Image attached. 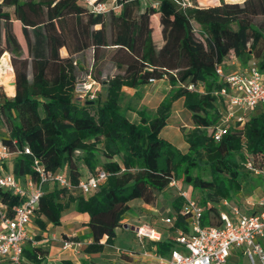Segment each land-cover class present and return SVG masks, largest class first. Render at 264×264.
<instances>
[{"label": "trees", "instance_id": "1", "mask_svg": "<svg viewBox=\"0 0 264 264\" xmlns=\"http://www.w3.org/2000/svg\"><path fill=\"white\" fill-rule=\"evenodd\" d=\"M119 1L120 10L109 13V34L108 13L93 12L83 0H0V58L11 53L16 82L13 96L0 86V126L5 128L0 145L17 152L10 166L3 165L17 178L35 177L37 158L47 169L63 171L73 184L106 173L88 194L44 186L32 218L37 230L23 248L22 264H52L48 242L40 241L48 223L60 225L70 207L89 216L83 222L89 228L87 239L68 237L82 243L79 264H118L103 256L106 248L116 246L117 229L129 225L125 219L131 216L158 230L152 223L156 213L141 205L158 207L159 193L172 178L190 187L189 197L204 208L205 226L220 224L225 199L238 203L264 186V176L247 166L249 161L264 166V103L254 107L244 123L232 124L220 139L214 137L225 108L223 97L215 93L225 84L217 66L227 70L236 57L244 66L255 60L264 71V0H221L186 11L173 0H161L155 12L142 9L141 0ZM165 6L181 18L183 27L158 44L152 19L159 20ZM87 48L93 50L87 74L101 83L94 99L82 98L75 90L84 67L78 55ZM108 66L117 71L105 73ZM151 78L166 79L170 85L156 111L122 106L124 87L141 97L152 86ZM179 98L189 112L190 126L181 128L185 149L162 133ZM25 146L30 153L24 152ZM0 198L9 206L24 199L2 188ZM185 201L182 194L175 196L166 216L171 222L161 218L165 230L160 237H146L157 254L169 255L179 247L178 231H188ZM125 250L137 251L121 247L118 259L128 260L131 254ZM57 264L78 263L62 256Z\"/></svg>", "mask_w": 264, "mask_h": 264}, {"label": "built area", "instance_id": "2", "mask_svg": "<svg viewBox=\"0 0 264 264\" xmlns=\"http://www.w3.org/2000/svg\"><path fill=\"white\" fill-rule=\"evenodd\" d=\"M179 9L216 5L221 0H173ZM96 13H117L122 3L119 0H83ZM145 7L157 8L161 0H141ZM219 78L225 82L216 91L224 99V111L215 125L214 137L220 139L229 127L236 123H244L247 114L257 105L264 103V71L260 70L257 61L251 60L242 70L228 71L217 66ZM155 81V78H151ZM198 89L193 84L188 86ZM101 83L91 75L83 82H77L75 90L82 98L94 99L98 96ZM25 153H30L25 146ZM17 152L7 145H0V188L13 194L21 195V203L9 206L0 198V264H22L23 248L31 237L30 224L39 208L40 197L44 186L58 185L70 190L88 194L95 190L106 178L104 171L95 175L82 177L78 184H73L61 170H49L37 158L34 160L35 177L26 175L17 178L11 170H7L4 162H9ZM254 173L264 176V166L258 167L252 161L247 163ZM170 186L179 187L172 178ZM186 201L185 212L190 214L188 231L179 230L176 240L179 247L169 255H159L155 251L145 252V256L155 259L158 264H229L231 250L238 248L248 257L251 264H264V186L256 189L252 195L245 196L236 203L225 199V208L220 210V224L205 226L202 222L204 208L195 199L190 198L186 190H180ZM171 222L170 217L163 218ZM137 237L159 238L161 233L148 224L134 227ZM35 242V241H34ZM80 241L63 239L64 250L74 254L80 252Z\"/></svg>", "mask_w": 264, "mask_h": 264}, {"label": "rangeland", "instance_id": "3", "mask_svg": "<svg viewBox=\"0 0 264 264\" xmlns=\"http://www.w3.org/2000/svg\"><path fill=\"white\" fill-rule=\"evenodd\" d=\"M227 1H242V0H227ZM145 8L144 3L142 4V9ZM156 10L154 8H150V12H155ZM113 17V14H107L108 19V30L109 34L111 33V19ZM152 27L154 30V35L156 39V43L159 44V39L165 43L170 39V37H174V34L177 35L179 30L183 27V22L181 18L174 13L173 11H170L168 8L163 7V12L160 14V19H156L153 17L152 19ZM16 30L18 32V36L20 41L22 42L24 48L26 49V43L24 40V37L22 33L19 30V23H16ZM62 53H65L66 50L64 48L61 49ZM9 54V61L11 63V71L9 72H1L0 71V86H2L3 92H5L8 96H13L15 93V85L12 84V81L15 80V71L14 67L11 61V53L7 51ZM78 57L82 59L83 62V69L79 74V81L83 82L87 78V73L91 69V66L93 65V50L92 48H87L83 52H81ZM114 67L108 66L105 70V73H113L116 72ZM168 83L165 81H156L155 85L152 87V90L146 94L144 97L140 98L136 96V94H133L131 90H124V94L121 100L122 106H126L129 104L132 107L136 108H143L146 107L149 111L154 112L157 109V106L159 105L160 101L166 96V94L169 91ZM173 110H175V115L172 119H170V126L167 127L164 130L165 135L167 138L171 139L178 147L181 149H185V140L183 136L181 135V124L185 123L187 121L188 113L183 110V105L181 100H176L173 103ZM256 111V110H254ZM5 133V128L3 125L0 126V134ZM83 174L85 175L86 169L83 167ZM179 187H173L168 186L164 191L159 193V201H158V209L156 211H153L148 208V210H151L152 212L156 213V217L152 218V223L156 224L160 227V229H164L165 225L160 221L161 218H165L167 216V212H169L172 209L171 201L175 196H177L180 192V190H186L189 194L190 187L185 183H179ZM196 195V194H195ZM142 206V205H141ZM143 207V206H142ZM147 209V208H145ZM73 211V207H70L66 209L63 212V218L64 223L60 224L61 226L54 225V227L49 230V233L57 232L61 229H68L69 222L66 221L67 217L71 214ZM33 220V219H32ZM133 219H126L127 221L133 222ZM32 227H35V224L33 221H31ZM130 225H128V228ZM165 230V229H164ZM34 234V233H33ZM43 242V241H42ZM46 243V241L43 242V244ZM132 245L133 247L137 248L139 247L138 240L134 238L133 231L132 230H124V229H117V238H116V246L117 247H129ZM48 246V244H46ZM136 253V252H135ZM80 253L77 254V258ZM117 256L115 254H108L107 257H113ZM76 262L78 260L76 259ZM230 264H251L248 257L237 254L231 256Z\"/></svg>", "mask_w": 264, "mask_h": 264}, {"label": "crops", "instance_id": "4", "mask_svg": "<svg viewBox=\"0 0 264 264\" xmlns=\"http://www.w3.org/2000/svg\"><path fill=\"white\" fill-rule=\"evenodd\" d=\"M244 67L245 66L236 57H234V58H232L230 66L227 70L232 72L235 70H242V69H244ZM160 80L167 82L166 79H159V80L153 81L152 86L143 90V94L140 98H142L146 94H148L152 90V87L155 85V82L160 81ZM168 87H170L169 84H168ZM124 90H127V91L131 90L133 94H136V91L133 88L126 86V87H124ZM136 96H137V94H136ZM177 100H181L182 105H183V98H179ZM183 110H185V112H187L188 116H189V112L184 107V105H183ZM131 114L133 117L136 116V112H134V111H131ZM174 115H175V110H173V105H172V111H171L170 119H172ZM170 119H169L168 124L164 128V130L170 126ZM181 126H190L189 119L187 118V121L185 123H182ZM164 130L162 133L164 136H166L164 133ZM181 135L183 136L182 130H181ZM169 140H171V139H169ZM185 146H186V142H185ZM142 206L147 208V209L149 208L153 211H156L158 209V207H153V206L146 204V203H142ZM88 217H89L88 213H81V212H78V211L73 209L71 214L66 219V221L69 222L68 229H61L57 232H52L51 234L49 233V230H51L54 227V225L52 223H48L47 230L44 232V235H45L44 241L48 242V248H49L48 257H49L52 264H57L59 259L62 256H72L78 260L77 254H74L71 250H64L63 249V247H62L63 239L68 238L69 236H74V235H83V239H87L85 235L88 233L89 228L87 226H85L83 224V222L85 220H88ZM130 218L133 219L132 220L133 222L127 221V223H129L130 227L129 228L125 227L123 229L124 230L125 229L126 230H132L134 232V227L137 225H140L143 222V220L136 218V217L134 218L131 216L126 217L127 220ZM61 219H62V224H63L65 219L63 218V216L61 217ZM58 226H61V225H58ZM36 230H37L36 227H32V224H30V235L31 236L33 235L34 232H36ZM158 230L160 233L164 231V229L162 230L160 228ZM134 238H136V240H138L139 247L136 248V250H137V251H135L136 253L135 252L132 253L131 251L125 250L126 253L129 252V254H131V256L128 258L127 261L118 259V256L120 255V248L121 247H117V246L112 247V248H106V250L103 252V256L106 257L107 253L117 255L115 258H114V256L110 257V258L112 260H114L115 262H117L118 264H125V263L126 264H129V263H131V264H158V262L155 259L145 256V252H147V251H153L154 252V246L150 244L149 239L146 237L139 238L137 236L136 237L134 236ZM41 242L42 241H40V243ZM130 246H132V245H130ZM125 251H123V252H125ZM237 254L243 255L238 248H233L231 250V254H230V258H229V264H230L231 256L237 255ZM77 263L79 264L80 261L78 260Z\"/></svg>", "mask_w": 264, "mask_h": 264}, {"label": "bare ground", "instance_id": "5", "mask_svg": "<svg viewBox=\"0 0 264 264\" xmlns=\"http://www.w3.org/2000/svg\"><path fill=\"white\" fill-rule=\"evenodd\" d=\"M0 71L1 72H9L11 71V63L9 61L8 52H4L2 57L0 58Z\"/></svg>", "mask_w": 264, "mask_h": 264}, {"label": "water", "instance_id": "6", "mask_svg": "<svg viewBox=\"0 0 264 264\" xmlns=\"http://www.w3.org/2000/svg\"><path fill=\"white\" fill-rule=\"evenodd\" d=\"M12 84H13V85H15V84H16L15 80H14V81H12ZM125 227H128V224H126V225H125Z\"/></svg>", "mask_w": 264, "mask_h": 264}]
</instances>
